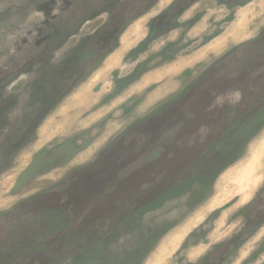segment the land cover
I'll return each mask as SVG.
<instances>
[{"label": "rangeland", "instance_id": "obj_1", "mask_svg": "<svg viewBox=\"0 0 264 264\" xmlns=\"http://www.w3.org/2000/svg\"><path fill=\"white\" fill-rule=\"evenodd\" d=\"M245 1L0 0V264H264Z\"/></svg>", "mask_w": 264, "mask_h": 264}, {"label": "trees", "instance_id": "obj_2", "mask_svg": "<svg viewBox=\"0 0 264 264\" xmlns=\"http://www.w3.org/2000/svg\"><path fill=\"white\" fill-rule=\"evenodd\" d=\"M49 221H50V224H49ZM48 224L49 226H51L52 230H53V227L54 226V230H59V227L62 225V222L60 221V218L57 219V217H49L48 219Z\"/></svg>", "mask_w": 264, "mask_h": 264}, {"label": "flooded vegetation", "instance_id": "obj_3", "mask_svg": "<svg viewBox=\"0 0 264 264\" xmlns=\"http://www.w3.org/2000/svg\"><path fill=\"white\" fill-rule=\"evenodd\" d=\"M245 2H246V3L244 4V6H246V5H250V4L252 3L251 0H246ZM244 6H243V7H244ZM233 8H234V7H233ZM233 8H232V10H233ZM234 10H235V8H234ZM211 41H212V40H211ZM209 42H210V41H208L207 43H209ZM86 46H88V45H86ZM86 46H85V47H86ZM83 47H84V46H83ZM83 47H82V48H83ZM85 47H84L83 49H81V51L83 50V51L81 52V54H84ZM79 48H80V46H79ZM87 64H88V63H87ZM86 67H87V66H86ZM86 67L84 68V71H85ZM83 75H84V72L79 73V74H78V78H80V77L83 76Z\"/></svg>", "mask_w": 264, "mask_h": 264}]
</instances>
